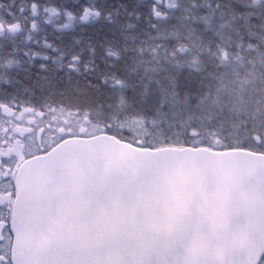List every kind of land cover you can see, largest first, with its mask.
<instances>
[{
	"label": "snow or ice",
	"instance_id": "obj_1",
	"mask_svg": "<svg viewBox=\"0 0 264 264\" xmlns=\"http://www.w3.org/2000/svg\"><path fill=\"white\" fill-rule=\"evenodd\" d=\"M0 264H264V0H0Z\"/></svg>",
	"mask_w": 264,
	"mask_h": 264
}]
</instances>
